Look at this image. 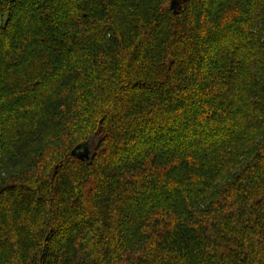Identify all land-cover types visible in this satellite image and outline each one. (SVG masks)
<instances>
[{
    "label": "trees",
    "instance_id": "obj_1",
    "mask_svg": "<svg viewBox=\"0 0 264 264\" xmlns=\"http://www.w3.org/2000/svg\"><path fill=\"white\" fill-rule=\"evenodd\" d=\"M0 264H264V0L1 2Z\"/></svg>",
    "mask_w": 264,
    "mask_h": 264
},
{
    "label": "water",
    "instance_id": "obj_2",
    "mask_svg": "<svg viewBox=\"0 0 264 264\" xmlns=\"http://www.w3.org/2000/svg\"><path fill=\"white\" fill-rule=\"evenodd\" d=\"M172 7H173L174 11H176L177 7H178L177 2L173 1ZM73 153L75 155H78L81 159H88L90 156V150L87 146V143H81V144L77 145L74 148Z\"/></svg>",
    "mask_w": 264,
    "mask_h": 264
},
{
    "label": "built area",
    "instance_id": "obj_3",
    "mask_svg": "<svg viewBox=\"0 0 264 264\" xmlns=\"http://www.w3.org/2000/svg\"><path fill=\"white\" fill-rule=\"evenodd\" d=\"M3 1H12V0H0V3L3 2Z\"/></svg>",
    "mask_w": 264,
    "mask_h": 264
},
{
    "label": "rangeland",
    "instance_id": "obj_4",
    "mask_svg": "<svg viewBox=\"0 0 264 264\" xmlns=\"http://www.w3.org/2000/svg\"><path fill=\"white\" fill-rule=\"evenodd\" d=\"M19 164H20V161H19V162H17V165H16V166L18 167V166H19Z\"/></svg>",
    "mask_w": 264,
    "mask_h": 264
}]
</instances>
